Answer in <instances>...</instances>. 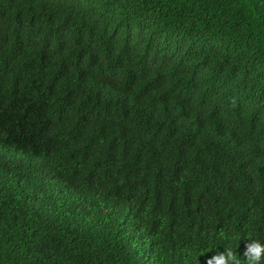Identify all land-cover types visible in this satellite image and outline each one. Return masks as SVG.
Wrapping results in <instances>:
<instances>
[{"label": "trees", "instance_id": "16d2710c", "mask_svg": "<svg viewBox=\"0 0 264 264\" xmlns=\"http://www.w3.org/2000/svg\"><path fill=\"white\" fill-rule=\"evenodd\" d=\"M248 239L264 0H0V264H205Z\"/></svg>", "mask_w": 264, "mask_h": 264}, {"label": "clouds", "instance_id": "9594fccd", "mask_svg": "<svg viewBox=\"0 0 264 264\" xmlns=\"http://www.w3.org/2000/svg\"><path fill=\"white\" fill-rule=\"evenodd\" d=\"M205 264H264V243L248 239L244 243L241 255L232 248H223L222 251L205 256Z\"/></svg>", "mask_w": 264, "mask_h": 264}]
</instances>
